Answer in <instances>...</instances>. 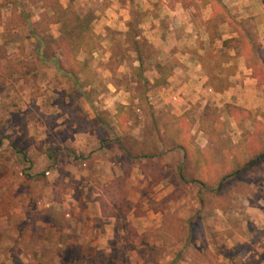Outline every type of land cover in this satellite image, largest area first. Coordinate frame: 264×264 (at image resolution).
I'll return each instance as SVG.
<instances>
[{
	"label": "rangeland",
	"instance_id": "obj_1",
	"mask_svg": "<svg viewBox=\"0 0 264 264\" xmlns=\"http://www.w3.org/2000/svg\"><path fill=\"white\" fill-rule=\"evenodd\" d=\"M45 1L0 0V264H264V157L221 187L195 182L197 168L182 156L179 167L141 159L155 144L142 136L168 126H158L140 77L162 55L140 28L152 25L153 7L168 42L195 45L211 79L249 68L264 95V0H224L234 22L216 28L213 8L196 0H58L71 22L89 14L101 39L80 78L59 53L45 55L44 40L61 35ZM127 4L128 31L101 24ZM177 5L193 9L194 20L167 14ZM245 34L253 37L247 55L221 48L238 37L246 45ZM137 59L143 66L134 69ZM250 112L232 129L221 120L226 105L206 106L188 117L189 128L238 146L254 138L264 152V111ZM228 146H216L221 163L233 154Z\"/></svg>",
	"mask_w": 264,
	"mask_h": 264
},
{
	"label": "crops",
	"instance_id": "obj_2",
	"mask_svg": "<svg viewBox=\"0 0 264 264\" xmlns=\"http://www.w3.org/2000/svg\"><path fill=\"white\" fill-rule=\"evenodd\" d=\"M114 9L111 13H104L100 20L101 24L112 28V30L128 31L131 5L127 4L125 8L115 6ZM153 10L154 8L152 7L151 12L148 13L145 20H153L152 25L149 26L148 24L146 26V24H142L140 26L142 28V35L150 43L160 47L162 55H159V63L157 64L165 65L163 61L172 62L170 67L172 73L166 78L163 84H155L162 75L153 66L145 72L144 78L150 82V85H148L147 100L149 106L157 111L156 120L158 121V126L165 123L168 127L166 130L158 127V129L149 131L142 136L143 139L145 137L152 139L155 144L149 146V153L147 155H141V159L157 162L156 164L163 159L166 166L179 167L181 164V156L184 159L183 156L186 152L200 149L216 152V146L225 141L229 145L228 148H225L229 149V151L235 152L242 150L248 142H245L242 146H238L239 141L233 137L214 135L208 132L206 128L201 127L195 130H189L187 137L188 146L185 149L182 150L175 147L174 127L178 125L179 119H187L186 123L188 126H193L188 117L192 116L196 110H202L206 106L224 107L227 104L242 107L253 113H258L260 110L264 111L263 88L258 86V81L252 76L249 68L240 67L239 71L230 78L227 75H223L220 71L216 73L218 83L216 79H211L210 73L207 72L205 61L200 55L201 51L195 45H190V43H186V41L177 38L172 43L168 42V38L166 37L167 33H164L152 16ZM167 10V14H172L175 17L174 19H176L175 21L180 20L182 13L185 18L194 20L193 9H184L177 5L172 8L168 7ZM145 21L144 23H146ZM196 28L198 27L196 26ZM197 32L200 33L202 38V30ZM206 35V38H204L207 42L205 46L211 42V40L209 41V35ZM173 49L176 52L174 54H168ZM135 62L134 69L140 68L141 59H137ZM223 78L225 80L224 85L221 84ZM112 88L114 92H117L118 89L116 86H112ZM258 119L264 121L260 116ZM221 120L227 122L228 126L232 129L237 127L235 120L231 117H228L226 121L225 119ZM205 125L207 124H203L202 127ZM165 142H170L171 147L165 149L167 153L163 154ZM215 142L217 143L214 144ZM222 150L225 151L223 146ZM133 167L134 172L137 174L136 164H133ZM143 173L145 172L143 171ZM164 181L165 178L157 180L156 188L161 187V183ZM227 243H229V239H227Z\"/></svg>",
	"mask_w": 264,
	"mask_h": 264
},
{
	"label": "trees",
	"instance_id": "obj_3",
	"mask_svg": "<svg viewBox=\"0 0 264 264\" xmlns=\"http://www.w3.org/2000/svg\"><path fill=\"white\" fill-rule=\"evenodd\" d=\"M45 2L46 10L53 11L54 16H57V19H53L52 23L60 24L61 26V35L59 38L55 39L53 36H49L48 41L44 40L47 59L59 53L68 64L71 70L69 73L76 78H80L81 76L87 77L90 61L94 53L101 49L100 36L91 28L92 17L89 14H83L81 12L76 14L73 22H71L70 19L67 18V13L58 0H46ZM196 2H201L213 8L210 19V24H212L213 27L216 28L218 25H230L234 22L229 9L224 5V0H196ZM47 15L48 12H46L43 17L47 19ZM213 20H217L218 22L213 23ZM252 38L253 37L249 34H245L246 45H241L242 42L239 37L223 40L221 48H232L236 51V54L245 56L248 54L246 48L248 46H250L249 48H253ZM212 39L214 38L212 37ZM80 54L84 55V60L82 61L78 59ZM142 66L143 61L141 59L140 68H142ZM154 69L162 75L155 83L158 85L163 84L166 78L172 73L171 68L162 64H156ZM140 77L146 85H150V82L145 79L142 74H140ZM255 77L257 78L256 75ZM226 114L228 117L233 118L239 126H241L242 122L251 118V112L249 110L231 104L226 105ZM189 130L190 128L186 120L179 119L178 125L174 127L176 148L183 150L188 146L187 137L189 135ZM216 143L217 142L214 144ZM66 152L71 153L69 150H66ZM225 153L224 162L222 161V163L216 158L217 155L215 151L211 152L201 149L192 150L186 152L183 157L186 164L190 163L197 168L198 173L195 182L206 187L213 184H218V186L221 187L222 183L228 178L242 174L249 166L264 157V152L254 138H252L242 150L235 151L233 154L228 152ZM176 220L177 223L181 221L180 219Z\"/></svg>",
	"mask_w": 264,
	"mask_h": 264
}]
</instances>
